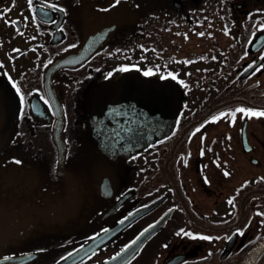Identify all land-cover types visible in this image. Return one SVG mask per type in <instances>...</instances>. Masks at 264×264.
Here are the masks:
<instances>
[{
  "label": "flooded vegetation",
  "instance_id": "1",
  "mask_svg": "<svg viewBox=\"0 0 264 264\" xmlns=\"http://www.w3.org/2000/svg\"><path fill=\"white\" fill-rule=\"evenodd\" d=\"M247 112L264 0H0V264H264Z\"/></svg>",
  "mask_w": 264,
  "mask_h": 264
},
{
  "label": "water",
  "instance_id": "2",
  "mask_svg": "<svg viewBox=\"0 0 264 264\" xmlns=\"http://www.w3.org/2000/svg\"><path fill=\"white\" fill-rule=\"evenodd\" d=\"M157 84L159 86H163L165 88H167V86H169V93H166L167 96H165V104H166V107L164 108V111H163V114L161 116H159V114H157V112L159 111H155L154 112V122L157 121V119L159 120H163L164 123L163 125L159 126L156 125L154 127V130L156 129V132L153 134V138L157 135V134H162L164 132L167 131L168 127L171 126L175 116H176V113H177V110H178V105H179V99H178V96H177V93L173 91V87H174V84H172L171 82H155V87H157ZM113 101V102H117V99H113V100H110L108 101L109 103ZM138 102L140 101H133V104L136 105ZM143 102H146V101H143ZM95 110L98 111L100 108H99V101L98 99H96L95 103ZM143 113L145 114L146 113V108H143ZM100 118L98 116V114H96V119L100 125ZM133 142V141H132ZM134 142H137L135 141L134 139ZM135 248V247H134ZM126 252V251H125Z\"/></svg>",
  "mask_w": 264,
  "mask_h": 264
},
{
  "label": "snow or ice",
  "instance_id": "3",
  "mask_svg": "<svg viewBox=\"0 0 264 264\" xmlns=\"http://www.w3.org/2000/svg\"><path fill=\"white\" fill-rule=\"evenodd\" d=\"M120 2H121V0H116V4H118ZM29 4L30 5L32 4V0H29ZM113 6H115V5H113ZM51 7L55 8L56 6L55 5H51ZM60 10L63 11V9H60ZM201 35H203V33H201ZM125 70H127V69H125ZM151 74H152L151 72H145V75H151ZM21 101L23 103V97H21ZM45 103H47V101H45ZM236 111L237 112H241V113H245L246 112V110L243 109V108L237 109ZM247 114L249 116H257V115L264 116V112H259V113H257V112H247ZM17 163H19V161H17ZM225 175H227V173H225ZM229 203H231V201H229ZM200 238L201 239H205V240L210 239V237H206V236L200 237Z\"/></svg>",
  "mask_w": 264,
  "mask_h": 264
}]
</instances>
